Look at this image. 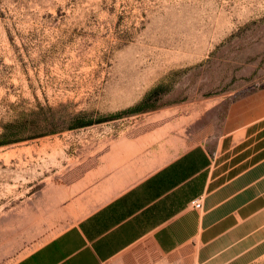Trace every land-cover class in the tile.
Here are the masks:
<instances>
[{"label": "rangeland", "instance_id": "374dc122", "mask_svg": "<svg viewBox=\"0 0 264 264\" xmlns=\"http://www.w3.org/2000/svg\"><path fill=\"white\" fill-rule=\"evenodd\" d=\"M261 92L264 0H0V142L18 139L0 145V264L89 209L76 197L115 141L147 137L154 169ZM131 255L191 264L184 250Z\"/></svg>", "mask_w": 264, "mask_h": 264}, {"label": "crops", "instance_id": "0c3cea01", "mask_svg": "<svg viewBox=\"0 0 264 264\" xmlns=\"http://www.w3.org/2000/svg\"><path fill=\"white\" fill-rule=\"evenodd\" d=\"M250 103L219 137L148 171L147 137L115 141L76 197L89 209L12 264H129L137 247L184 250L191 264L264 262V92Z\"/></svg>", "mask_w": 264, "mask_h": 264}, {"label": "trees", "instance_id": "16d2710c", "mask_svg": "<svg viewBox=\"0 0 264 264\" xmlns=\"http://www.w3.org/2000/svg\"><path fill=\"white\" fill-rule=\"evenodd\" d=\"M131 111H138V108H134ZM88 125H91L90 121L79 120L77 122V124L75 126H73V127H86ZM16 141H18V139H13V140L7 139V140H3L2 142H0V145L1 144H6V143H11V142H16Z\"/></svg>", "mask_w": 264, "mask_h": 264}, {"label": "built area", "instance_id": "2783aa9c", "mask_svg": "<svg viewBox=\"0 0 264 264\" xmlns=\"http://www.w3.org/2000/svg\"><path fill=\"white\" fill-rule=\"evenodd\" d=\"M189 206H191L194 209H200L201 204H200V200H193L189 203Z\"/></svg>", "mask_w": 264, "mask_h": 264}]
</instances>
